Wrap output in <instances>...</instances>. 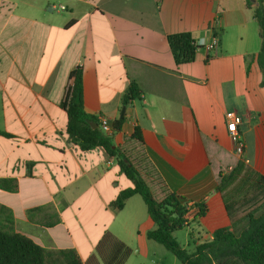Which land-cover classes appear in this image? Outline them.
I'll use <instances>...</instances> for the list:
<instances>
[{
	"label": "crops",
	"instance_id": "obj_1",
	"mask_svg": "<svg viewBox=\"0 0 264 264\" xmlns=\"http://www.w3.org/2000/svg\"><path fill=\"white\" fill-rule=\"evenodd\" d=\"M186 33L205 45L193 63L178 65L168 39ZM261 46L248 0H0V179L18 183L15 192L0 188V226L47 250L73 249L83 264H147L133 260L131 245L157 229L150 217L146 224L142 197L111 207L133 182L118 158L68 134L62 103L70 73L81 68L85 112L99 127L102 117L112 127L123 121L114 147L136 146L130 139L142 129L146 154L133 157L150 190L160 182L206 205L207 215L188 226L195 247L232 227L216 174L243 159L264 176ZM132 84L141 98L125 106Z\"/></svg>",
	"mask_w": 264,
	"mask_h": 264
},
{
	"label": "trees",
	"instance_id": "obj_2",
	"mask_svg": "<svg viewBox=\"0 0 264 264\" xmlns=\"http://www.w3.org/2000/svg\"><path fill=\"white\" fill-rule=\"evenodd\" d=\"M248 6L254 10V18L259 26L262 41L258 63L263 73L264 87V0H248ZM168 40L178 65L195 61L199 46L192 35L177 34L170 36ZM69 81L68 96L62 103L69 120L68 134L71 138L79 140L84 149L102 147L109 156L118 158L122 172L134 184L133 188L121 192L111 203L112 208L123 210L128 199L135 195L141 196L147 206L149 217L157 226V229L147 234L148 239L164 246L182 264H264V203L259 215L251 212L241 222L243 224L232 222V227L217 229L212 240L197 245L195 251L189 253L174 234L191 224L189 217L192 212L195 214L192 223L203 219L208 213L206 205L191 204L188 198L171 192L160 182L157 183V193L154 194L148 186L149 174L141 171L142 162L139 163L133 157V153L142 157L146 154L142 129L136 127L130 139L136 146L131 149L126 146L114 147L113 135L103 132L98 119L85 112L82 69L77 68L71 72ZM140 98L141 90L136 84H132L124 97V104L128 106ZM122 123L123 121H117L113 124L115 132L121 130ZM93 124H97L98 128H93ZM230 165L226 169L221 168L216 175L217 191L232 221L241 199L264 194V176L243 159L234 160ZM0 188L15 192L18 190V183L13 179H0ZM0 264H83V261L73 249L47 250L28 237L6 231L0 226Z\"/></svg>",
	"mask_w": 264,
	"mask_h": 264
},
{
	"label": "rangeland",
	"instance_id": "obj_3",
	"mask_svg": "<svg viewBox=\"0 0 264 264\" xmlns=\"http://www.w3.org/2000/svg\"><path fill=\"white\" fill-rule=\"evenodd\" d=\"M264 203V194L250 195L248 198L241 199L240 204L234 211V217L232 222H237L238 224H243L244 218L247 214L251 212L261 213V207ZM194 212L189 217V220L193 221ZM146 224L151 226L153 223L149 218L148 213H146ZM144 229V224L142 226ZM192 228L187 227L183 230H179L174 234V237L181 244V246L186 249L189 253H193L195 250V244L190 238V232ZM209 231H204L208 233ZM131 245H135L133 250V256L135 262L147 263V264H182L181 261L164 246L155 243L149 239H142L139 243L132 242ZM138 250L141 252L138 253ZM137 260V261H136ZM133 261V262H134Z\"/></svg>",
	"mask_w": 264,
	"mask_h": 264
},
{
	"label": "built area",
	"instance_id": "obj_4",
	"mask_svg": "<svg viewBox=\"0 0 264 264\" xmlns=\"http://www.w3.org/2000/svg\"><path fill=\"white\" fill-rule=\"evenodd\" d=\"M53 9H56V6H52ZM62 10H66L65 7L61 8ZM198 46H204V42H200L197 44ZM208 49L211 53L216 54L220 49V40L218 37L213 38L212 42L208 45ZM230 122L228 123V130L230 133V137L232 142L235 145V152L238 156H242L245 152V144L242 140L241 134L238 130V118L236 114L231 113L228 115ZM100 127L108 135H112L113 127L109 123V120L105 117L101 118Z\"/></svg>",
	"mask_w": 264,
	"mask_h": 264
},
{
	"label": "water",
	"instance_id": "obj_5",
	"mask_svg": "<svg viewBox=\"0 0 264 264\" xmlns=\"http://www.w3.org/2000/svg\"><path fill=\"white\" fill-rule=\"evenodd\" d=\"M79 101H80V97L77 98V102H79ZM125 114H126V108H124L122 110L121 119H124ZM93 128H98V125L97 124H93Z\"/></svg>",
	"mask_w": 264,
	"mask_h": 264
}]
</instances>
